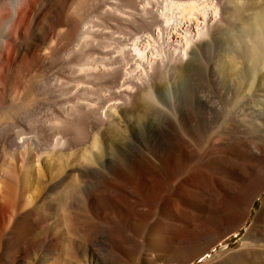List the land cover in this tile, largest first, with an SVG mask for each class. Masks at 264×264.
I'll return each mask as SVG.
<instances>
[{
    "label": "bare ground",
    "instance_id": "bare-ground-1",
    "mask_svg": "<svg viewBox=\"0 0 264 264\" xmlns=\"http://www.w3.org/2000/svg\"><path fill=\"white\" fill-rule=\"evenodd\" d=\"M237 21L258 28L253 53L228 59L242 86L215 54ZM263 40L264 0H0V264L52 243L56 206L92 221L89 244L124 231L158 264H190L245 227L264 194V86L245 79ZM51 155L45 189H30ZM206 179L218 197L192 199ZM85 247L70 264H109ZM239 252L203 264H264V199Z\"/></svg>",
    "mask_w": 264,
    "mask_h": 264
},
{
    "label": "rangeland",
    "instance_id": "rangeland-1",
    "mask_svg": "<svg viewBox=\"0 0 264 264\" xmlns=\"http://www.w3.org/2000/svg\"><path fill=\"white\" fill-rule=\"evenodd\" d=\"M250 26H251L250 22L246 23V22H242V21H237V22H235V25L232 28L224 26V28H221L219 31L221 43L219 44L218 49L215 51V54H218L224 61L223 65L226 68L225 82L227 84L230 83L229 85H233V83H234V85L242 86L245 84V83L242 84V82L240 80L241 78L238 76V73H237V75H234L231 73V71L229 70V68H230L229 65L231 63H228L229 62L228 59H229V56H231L232 54H234V55L236 54L234 51H236L237 53L238 52L240 53V51L243 50V46H244V50L247 51L249 53V55L251 53H253V51H252L253 46H251V45H253V43L251 42L250 38L245 37L246 36L245 31ZM251 27H253V31H254V29L257 28L255 25H253ZM257 30H258V28H257ZM256 33H258V32H256ZM235 42H237V44ZM232 43H233V46H232ZM263 56H264V54H263ZM259 64H258V68H256V66L252 67V63L247 61V65H248L247 68L251 69V71H253L252 72L253 75H255L253 77L252 74H250L251 71H250V73L248 72L249 73L248 75L252 76V78L249 76H247L245 78L247 80L246 81L247 84H249V85H247V88H248V86L251 87V84H253V83H255L254 85L256 86V82L258 84L257 86H259V87H262V85L264 86V75H263L264 74V71H263L264 63H261L260 65ZM254 65H256V64H254ZM261 65H263V66H261ZM254 73H256V74H254ZM256 75H257V77H256ZM255 77L257 80L254 79ZM238 78H240V79H238ZM252 79H253V81L256 80V82L255 81L253 82ZM239 80H240V82H239ZM251 81H252V83H251ZM237 83H240L242 85H239ZM175 85L177 86V88H180L181 82L179 83V81H176ZM255 86H253V87H255ZM246 90H245V92H247ZM46 112H47V110H43V111L39 112V114H46ZM114 117L117 121H119V119H121L120 115L118 113H114ZM121 120H120V122H122ZM122 123H120V125H122ZM46 157L43 158V161L40 162L39 164L35 163V164L31 165L30 172H28V176L30 177V181L32 180L31 184H30L31 187H29L30 189H34L36 191H41L44 186L46 187V184L48 181V176H49L48 169L51 166L55 167L53 164V160H52V158H54V156L51 155L50 157L49 156H46ZM56 157L57 156H55V158ZM41 169H42V171H41ZM175 171H181V169L177 168V169H175ZM24 174L22 173L23 179H25ZM40 177H42V178H40ZM39 178L42 180H39ZM204 185H205L204 187H208V189L204 190L203 192H201L197 188H191L190 190L192 193L194 192L196 194V196H197V194L202 193V195L208 199H213V198L216 199L218 196L212 191V189H213L212 186L214 187V184H212V182H210L206 179L204 182ZM45 187H44V189H45ZM169 190H170V192H169ZM174 191L175 190L173 188V185H171L170 188L168 189V194L173 195ZM194 193L192 194V199L196 198ZM56 198H57V196L52 195L53 200ZM263 199H264V194H262L261 197L257 198V200L255 202V207L252 209V214H251L250 219L247 222L245 227H242L239 231L232 233L230 235L231 238L227 237L222 242L218 243L214 247H211L206 253H204L202 255V257L197 258L194 262H191L190 264H203L204 261L209 260L212 255L219 257V254L221 251L222 252L224 251V253L225 252L230 253L229 255H232V254L237 255V252L239 254L240 253L239 248L242 245L243 238L247 234L248 230L253 226V224L256 220V217L260 214V212L262 210ZM56 207L57 208L54 209L53 214L49 215L50 228H51L50 234H51V238L53 240L52 243H50L49 246L45 249V250L49 249V252H47L41 248H36V247L32 248L30 251L27 252L25 257L23 259H21L19 264H49L51 261L46 260V258L50 257V256H52V258L55 259L54 262L56 264H58V263L59 264H70V262L68 261V258L65 257V253H67V250L77 249L80 252H82L81 249L84 245H86V247H87L86 258H88V259H89V257L95 255L100 260H105V261L109 262V264H158L155 261V256H154L153 252L149 253V251L148 252L146 251V253L144 252L142 254H140V252L136 253L135 250H133L135 247L134 243L127 241L125 239L124 231H112L109 238L104 240V241H101V243L89 244L86 241V239H88V234H87L88 231L87 230L92 225V221L87 217H84V216L77 217V216L69 213L67 210H65L63 208H60L58 206H56ZM107 213H109V214H107ZM104 214H105V216H103L102 218H106V215L107 216L110 215V212L109 211L107 212V210H104ZM115 223H116V225H118L117 222H115ZM119 228H120L119 225L116 226V229H119ZM6 229L9 230L10 227L7 226ZM3 232H4V239L6 240L7 245L10 242H14L16 245H18L17 240H14V238L10 235L12 231H3ZM15 232H17V231H13V234H15ZM115 234H118V235H115ZM7 245H5V249L7 248ZM228 246H230V247H228ZM1 247H3V246H1ZM116 247H118V248H116ZM117 249L119 251H117ZM229 250H231V251L229 252ZM0 251H1V249H0ZM117 252H119V253H117ZM234 252H236V253H234ZM3 254H7V251H3ZM147 254H149V256H147ZM150 256L152 259L150 258ZM79 259L82 260L83 257L80 256ZM153 259H154V261H153ZM11 260H12V255H11V257L7 258V262H3V264L10 263ZM124 262H126V263H124ZM233 262H234L233 260H230V261H227L226 264H234ZM90 264H92V263H90Z\"/></svg>",
    "mask_w": 264,
    "mask_h": 264
}]
</instances>
